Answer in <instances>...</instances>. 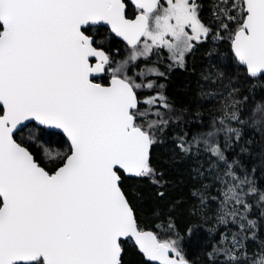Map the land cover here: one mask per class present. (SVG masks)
Wrapping results in <instances>:
<instances>
[{
  "label": "snow or ice",
  "instance_id": "snow-or-ice-1",
  "mask_svg": "<svg viewBox=\"0 0 264 264\" xmlns=\"http://www.w3.org/2000/svg\"><path fill=\"white\" fill-rule=\"evenodd\" d=\"M134 3L139 13L128 19L125 0H0V264H121V240L128 237L149 264H186L175 241L138 227L121 190L122 174L154 173L155 121L139 107L137 89L145 85L122 74L124 65L112 69L89 32L109 25L136 61L153 48L182 54L209 30L194 0ZM224 15L236 22L237 61L253 76L264 74V0H231ZM107 71L112 77L104 86L97 77ZM29 122L59 130L69 142L51 172L16 139ZM210 151L224 159L218 148ZM242 183L226 185L225 207L246 206Z\"/></svg>",
  "mask_w": 264,
  "mask_h": 264
},
{
  "label": "trees",
  "instance_id": "trees-1",
  "mask_svg": "<svg viewBox=\"0 0 264 264\" xmlns=\"http://www.w3.org/2000/svg\"><path fill=\"white\" fill-rule=\"evenodd\" d=\"M197 3L207 37L185 55L181 66L162 69L163 75L147 78L151 87L137 89L140 109L148 108L153 113L149 122L155 121L150 130L154 173L137 178L122 174L121 188L138 227L175 241L191 264H229L230 254L239 264H252L264 256V76H248L231 55L236 22L224 15L231 0ZM89 34L111 65L129 49L103 27L90 28ZM146 64L154 67L156 61ZM100 80L108 83L106 76ZM157 95L156 105L144 103L145 97ZM16 139L50 172L70 150L61 134L32 124ZM214 147L223 160L212 154ZM46 149L59 155L50 159ZM238 181H243L246 206L225 207V187ZM233 207L236 214L225 215ZM235 241L238 248L231 245ZM121 246V264H149L131 242Z\"/></svg>",
  "mask_w": 264,
  "mask_h": 264
},
{
  "label": "flooded vegetation",
  "instance_id": "flooded-vegetation-1",
  "mask_svg": "<svg viewBox=\"0 0 264 264\" xmlns=\"http://www.w3.org/2000/svg\"><path fill=\"white\" fill-rule=\"evenodd\" d=\"M161 2L163 3L164 0H161ZM194 3L198 6L197 0H194ZM125 4H126V9H125V11H126V18L133 19L139 13V9L133 7L127 0H125ZM91 36L94 38V40L96 41V44H97V40L95 39V37L93 35H91ZM206 37H207V35L206 36H201V38H200L199 41H192L191 42V47L188 50L189 51L192 50L197 43L202 42ZM153 50H154V53L156 54V57L153 59V61L154 60L156 61V65L154 66V69L157 71V73H161V70L162 69L165 70V69H169V68H174L176 66H181L183 64L185 55L187 54V51L185 50V52L183 53L182 56L179 55V60L180 61H178V63H177L176 61L173 60L174 58H172L171 51L169 49H167V48H163V49H161V48H153ZM173 52L175 53V51H173ZM146 63H147V60H145V59L142 58L139 61L140 68L143 69L144 67H149V68L151 67V66H147ZM104 76L108 77V81H109V79L112 77V72L111 71H107V72L104 73V75L102 77H104ZM101 78H99L97 80H100ZM139 81L141 82L140 79H139Z\"/></svg>",
  "mask_w": 264,
  "mask_h": 264
},
{
  "label": "rangeland",
  "instance_id": "rangeland-1",
  "mask_svg": "<svg viewBox=\"0 0 264 264\" xmlns=\"http://www.w3.org/2000/svg\"><path fill=\"white\" fill-rule=\"evenodd\" d=\"M140 47L142 48L143 45L141 44ZM132 51H133L132 48H129L128 50H125L124 52H122L119 60L117 62H115L114 64H112L111 68L115 69V68H117V67H119L121 65H124V67L122 69V74L128 75V76L132 77L133 79L138 77L141 80L142 84L147 86V84L150 82V80H148L149 82L147 81V78L149 79V77H151V76L155 77L157 75L156 74L157 71L154 69V67H150V68L149 67H144L143 69H141L140 66H139V61L142 58L145 59V60H153L156 57V54L154 53V50L152 49L151 53L148 54L147 56H141L136 61H129V56L131 55ZM186 51L188 53L189 50L187 49ZM184 52L185 51H183V53ZM183 53L180 54L178 52L174 53L173 51H171V56H172V58H174L173 60L178 63V61H180L179 60V55L182 56ZM125 61H128V63L126 65L124 63ZM150 69L155 70V71L152 72L151 74H147L148 70H150ZM141 73H145L147 75L142 76ZM158 97H159V95L153 96V97L147 96V97H145L144 101L146 99H149V98L155 99L157 101L159 99ZM126 241L131 242L130 240H126ZM236 242L237 241L231 242V245L233 247L235 246L234 248H238L240 246V243L237 245ZM121 245H122V243H121ZM252 264H256V260Z\"/></svg>",
  "mask_w": 264,
  "mask_h": 264
},
{
  "label": "water",
  "instance_id": "water-1",
  "mask_svg": "<svg viewBox=\"0 0 264 264\" xmlns=\"http://www.w3.org/2000/svg\"><path fill=\"white\" fill-rule=\"evenodd\" d=\"M127 1H128L133 7L137 8L136 5H135V3H134V0H127ZM137 9H138V8H137ZM135 17H136V16H135ZM135 17H134L133 19H135ZM97 27H103V28H105V29L109 32L110 35H112L113 37H115L116 39H118L119 41H121V42L123 43L124 46H126V47H128V48H131V47L127 44V42L123 40L122 37L116 36V34H115L114 32L111 31V28H110L109 25H106V24H99V25L92 26L91 28H97ZM230 52H231L232 57L235 59L236 63L239 64L240 66H242V67L245 69V71H246V73H247L248 76H250V77H255V78H257V77H261V76H264V74H257V75H255V76L251 75V74L247 71L246 66L241 65V64L237 61V59H236V57H235V55H234V51H233V49H232V44H231V42H230ZM105 54H106V53H105ZM103 75H104V73L101 74L99 77H97V79L101 78ZM110 80H111V78L109 79V81H108L107 84H102V85H104V86H108ZM98 83H100V82H98ZM30 124H32V125H34V126H36V127H39V128H43L42 126H37V125L35 124V122H29L28 125H30ZM43 129L46 130V131H49V132L59 133V134H61V135L63 136L64 140L66 141V143L68 144V147H69V149H70V145H69V142L67 141V138H66V137H65V136H64L59 130L45 129V128H43ZM69 151H70V150H69ZM150 152H151V147H150ZM150 152H149V158H150ZM123 175H124L125 177L137 178V176H135V175H129V174H123ZM121 181H122V179H121ZM121 190H122V188H121ZM122 191H123V190H122ZM125 197H126V196H125ZM126 199H127V198H126ZM129 205H130V204H129ZM130 207H131V206H130ZM133 213H134V212H133ZM141 230H142V231H150V230H146V229H141ZM150 232H152V231H150ZM153 234H154V233H153ZM126 240H130L131 243H132V244L134 245V247L136 248L137 252L142 256V258L144 259V261L148 262L147 259H146V257H145V256L143 255V253L140 251L139 246H138V244L136 243L135 237L123 238V239L121 240V243H122L123 241H126ZM121 247H122V246H121ZM121 255H122V254H121ZM184 260H185L186 264H191V263H190L189 261H187L186 259H184ZM153 264H154V262H153Z\"/></svg>",
  "mask_w": 264,
  "mask_h": 264
}]
</instances>
